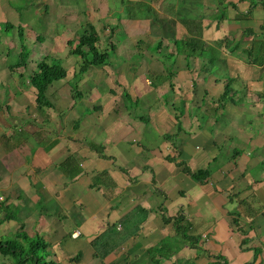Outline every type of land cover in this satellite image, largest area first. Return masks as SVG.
Wrapping results in <instances>:
<instances>
[{
    "label": "crops",
    "instance_id": "obj_1",
    "mask_svg": "<svg viewBox=\"0 0 264 264\" xmlns=\"http://www.w3.org/2000/svg\"><path fill=\"white\" fill-rule=\"evenodd\" d=\"M189 1L180 0L181 19L169 0L160 3L168 11L159 20L136 17L135 51L123 57L112 42L113 56L108 51L107 63L89 67L85 78L81 66L68 70L47 92L51 108L39 109L36 89L23 81L29 63L23 71L1 67L12 94L0 101V240L24 226L50 243L60 264H264V52L254 50L252 62L245 52L264 42V0H221L214 5L225 11L220 16ZM10 4H0L2 26L19 23ZM96 21L88 20L100 36L101 25L103 33L113 30L118 49L130 38L126 25L117 37L116 23ZM191 38L203 45L180 47ZM222 72L240 83L243 98L235 88L233 99L224 96ZM74 81L89 83L87 97L77 92L78 108L94 117L74 121L59 110L75 109L68 100L76 93L67 88ZM199 171L206 172L201 180L192 176ZM115 226L136 234L102 261L75 259ZM0 264H12L10 256L0 253Z\"/></svg>",
    "mask_w": 264,
    "mask_h": 264
},
{
    "label": "rangeland",
    "instance_id": "obj_2",
    "mask_svg": "<svg viewBox=\"0 0 264 264\" xmlns=\"http://www.w3.org/2000/svg\"><path fill=\"white\" fill-rule=\"evenodd\" d=\"M9 6H11L10 3H12V7L16 6V15H13L15 20L19 23L16 22H11L6 26L3 22V26L0 25V70H6V68H1L3 65L11 66L15 65L17 63L21 62V56L19 49L20 45H24L26 48L23 53L26 56L28 53L30 55L28 62L29 66L27 67V71L33 72L37 69V63L42 61L45 57H49L47 61L49 63H53V60L57 61L59 64H61L67 71L69 70L70 72L73 70V68H79L82 63V59L79 56H71L72 54L70 53L75 46L79 42V38L81 37L82 29L79 26V22L81 24H84L87 28L89 26L88 20H98L100 19V23H116V28L115 29V34L120 33L119 25H126V32L128 33V36L126 38H129L126 40L125 45L120 47L118 49V40H113V30H109V33H103L102 31L103 26H99V30L101 32L102 36V50L103 51H109V55H112V45L111 43H115V51L117 50V53H119L121 56L124 57V53L129 52V51H135V47L137 45L138 39L140 37H134L135 30L139 28L138 23L136 21L137 18H141L142 14L143 15H148L152 21L155 19L160 18L161 13L164 11H168V7L166 4L160 5L162 1L165 0H144L142 4H136L140 0H106L105 2H102L104 0H94L93 1V7H90V1L88 0H4ZM136 1V2H134ZM170 1V6L172 9V13L175 14V18L181 19L185 16L182 12V8H180V0H169ZM178 1V2H177ZM221 0H203V4L200 5V0H190L188 4L192 6L193 4L195 7L200 6V10L204 11L205 14L208 16L210 15H217L220 16V14L224 13L225 11L219 8V2ZM100 2V3H99ZM2 3V0L0 1V4ZM103 3V4H102ZM152 3V5H151ZM199 3V4H197ZM48 4V5H46ZM186 4V3H185ZM99 8L94 9L96 7ZM215 5V7H214ZM94 9L95 14L91 16L90 14V9ZM209 9L210 12L207 11ZM124 11V14L121 12ZM159 11V13H158ZM188 13H190V16H193L191 14V9L188 10ZM130 17L127 18L126 20H121V17ZM9 20V17H6ZM195 18V17H194ZM5 19V16L0 15V20ZM196 19V18H195ZM120 20V21H118ZM124 21H127L125 23ZM113 27V26H112ZM21 33L18 32V30ZM123 31V29H122ZM122 33L118 34L117 37L125 36L122 35ZM138 34V33H137ZM20 35V36H19ZM107 36V37H106ZM115 36V35H114ZM189 39L183 40V43H181L180 46H183L188 42ZM70 41L73 42L74 45L70 44ZM203 39H200L197 41L199 45H203ZM20 42V45H18ZM202 42V43H201ZM188 45V43H187ZM186 45V46H187ZM142 46V45H141ZM143 47V46H142ZM19 52H18V51ZM131 53L130 55H132ZM67 56H71L72 62L68 61ZM166 58H164V62H166ZM248 60V59H247ZM74 61L78 62V65L74 66ZM163 62V60H162ZM19 68L22 70L24 67L19 66ZM19 69V70H20ZM23 71V70H22ZM99 71V70H98ZM17 72V70H16ZM85 72L81 73V77L85 78ZM6 75L2 76V73H0V101L1 102H6L7 97H11L12 91L9 88V82L7 81L10 78V75H8V72L5 73ZM72 74V73H71ZM93 73H91L92 75ZM225 72L220 73V77L222 79L227 80L225 83L226 89L225 91H228V94H230V97H232V88H235V90L239 91L238 96L239 97H244L246 94L245 90L242 91L243 87L240 85V83H233L231 85L230 79H226L227 77H224ZM28 73L24 75L23 81L24 83L28 79ZM80 78V77H79ZM108 80V81H107ZM152 82L157 83L155 79H151ZM23 81L21 82V85L23 84ZM106 85L108 88H112L115 90V84H116V77L115 76H106ZM59 83H64L63 81H58ZM57 84V82H56ZM231 85V86H230ZM29 88L27 85H23V89ZM68 90H72V92L75 91L76 97L71 98L68 100V103L71 102L72 99L74 101L72 102L73 104L75 103V109L72 111H66V110H61V113L64 114H74V121H83L84 118H87L89 113L92 114L94 117V112L93 109L88 108L83 106L81 109L78 108L80 106V96L77 94V92H82L84 97H87L90 93V87L89 83L86 84L84 83L83 86L79 85L78 82L74 81L71 82V86L67 87ZM10 89V90H9ZM222 91V90H221ZM224 91V90H223ZM36 95L35 93H33ZM78 95V96H77ZM82 95V96H83ZM49 98V97H48ZM82 98V97H81ZM50 99V98H49ZM0 102V103H1ZM67 104V103H66ZM69 105V104H68ZM134 105V104H133ZM129 108V114L133 116V111L134 109ZM99 108V107H98ZM143 107H138L136 110L137 114H144L142 111ZM78 113V114H77ZM60 114V113H59ZM83 122L81 123V125ZM64 126L68 129L67 123H64ZM18 132V131H17ZM21 135V134H20ZM12 235L11 237H13ZM118 243L120 241L124 242V238L121 236L118 237ZM116 243V248L120 247L122 244L121 243ZM121 244V245H120ZM110 248V247H108ZM115 248V250H116ZM101 250L107 249V246H101ZM97 251L93 247H88L86 248L83 253L81 259L85 261V263H90V261L94 260L95 262L97 261H102L101 257H94V253ZM98 253V252H97ZM97 258V259H96ZM58 263V262H57ZM60 264V263H58Z\"/></svg>",
    "mask_w": 264,
    "mask_h": 264
},
{
    "label": "trees",
    "instance_id": "obj_3",
    "mask_svg": "<svg viewBox=\"0 0 264 264\" xmlns=\"http://www.w3.org/2000/svg\"><path fill=\"white\" fill-rule=\"evenodd\" d=\"M88 28L85 25L80 26L82 29L81 37L79 38L78 44L75 48L70 52L74 56H79L82 59L81 67L79 72H86L87 69L91 66H103L107 63L109 58L108 52L102 50V39L100 33L97 32L92 23H88ZM7 26V25H6ZM21 33V29H20ZM178 42L175 41L176 47H179ZM183 43V41L181 42ZM180 43V45H181ZM188 43V45H187ZM186 43L187 47L191 49H195L199 46L197 41L193 38L189 39ZM70 44L74 45L73 42L70 41ZM258 45V44H257ZM181 47V46H180ZM258 48L254 45L250 48L245 49L247 57L252 62V58L257 59L258 55H256L257 50H263L264 52V42H261L258 45ZM256 50V51H254ZM21 62L13 65L15 68L22 65L23 67H27L29 53L25 56L23 51L21 53ZM49 57H45L42 61L37 63V69L30 73L29 75V86L34 87L36 89V100L39 109L52 107V103L48 98L47 92L50 86L56 82L63 80L67 77V70L59 64L57 61L53 60V63H49L47 61ZM13 66L10 68L13 69ZM224 96H229L228 91H225ZM128 97V96H127ZM95 147V146H94ZM95 149L101 153V149L95 147ZM206 173L204 171H199L196 173L192 172V176L200 179V176ZM5 205V202L2 204ZM181 218H176V223L179 222ZM114 230L113 234H111L110 230L104 232L100 236H98L94 242V248L98 252L95 253L97 257H101L104 259L111 252H113L116 248V243H118V237L122 235L124 238V242L127 238L133 237L136 233H130L129 231H124L123 229L117 230V226L112 228ZM182 230L183 238L187 239L191 242L193 239L192 236L188 235L186 231L183 229H179L180 233ZM136 232V231H135ZM114 236V238H113ZM113 238V239H112ZM112 239V240H111ZM197 241V239H195ZM114 242V243H113ZM124 242L120 241L119 243L123 244ZM118 243V244H119ZM120 244V245H121ZM191 244H193L191 242ZM107 246V249L101 250V246ZM110 247V248H108ZM50 243L47 242L42 236L36 234L31 237L26 231L24 226H21L18 233L13 237H7L5 239L0 240V253L4 255H9L11 258L12 264H58L55 260L51 259L49 254ZM81 253L75 257L81 258ZM226 264V263H224Z\"/></svg>",
    "mask_w": 264,
    "mask_h": 264
},
{
    "label": "built area",
    "instance_id": "obj_4",
    "mask_svg": "<svg viewBox=\"0 0 264 264\" xmlns=\"http://www.w3.org/2000/svg\"><path fill=\"white\" fill-rule=\"evenodd\" d=\"M5 202V197L0 193V218L2 216V204ZM81 232L80 231H76L73 234V237H78L80 236Z\"/></svg>",
    "mask_w": 264,
    "mask_h": 264
}]
</instances>
